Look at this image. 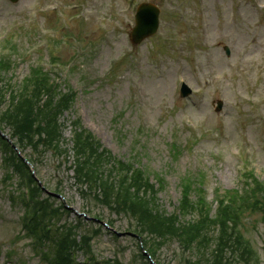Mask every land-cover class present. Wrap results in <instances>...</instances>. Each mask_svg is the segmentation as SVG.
<instances>
[{"label":"rangeland","instance_id":"rangeland-1","mask_svg":"<svg viewBox=\"0 0 264 264\" xmlns=\"http://www.w3.org/2000/svg\"><path fill=\"white\" fill-rule=\"evenodd\" d=\"M34 1L21 0L16 7H12L0 0V33L10 23H25L26 19H29L28 9L32 7L29 5ZM94 1L95 4L99 3L98 0ZM101 1L104 2L106 9L111 2V0ZM112 1L124 7V0ZM188 1L183 0V4H181L178 0L174 13L165 9L166 12L172 13V19L178 20V27L174 24L167 27L164 22L158 37L151 43L142 46L141 54L135 59L138 62H145L148 56V60L151 62L150 55L144 53L145 47L151 49L152 59L154 62L158 61V73L146 65L147 70H145L146 73L143 72L142 77L140 72L129 69L132 68L131 64L119 58L124 56L121 53L126 52L123 33L127 30H125V23L121 21H117L119 29L110 35L114 45L112 50H102L101 55L93 57L92 62L90 61L92 55L87 57L85 49L92 39L98 38L101 33L98 32L94 36L95 28L80 22L75 25L84 29L73 28L71 33L77 39H81V52H85L84 55L78 56L71 51L61 55L62 61H68L70 57L74 59L77 56L75 59L78 60V65L74 68L80 79L79 82L90 87L79 99L81 109L85 112V118L96 124L107 137V139L101 140L102 143L104 142L106 148L109 147L112 153L120 158L128 156L131 136L139 124L137 102L141 104L144 102L140 100L141 97L133 89L131 81L142 77L141 82L147 95L146 105H142L144 120L147 125L152 126L155 123L160 129L158 132H149L144 145L147 154H145L142 163L149 171L154 168L165 169L168 165H170L171 171V176L167 177L170 182V193L164 191L159 195V208L164 216H172L177 211L176 207L180 199L178 177L182 173L198 171L204 174L205 197L213 208L215 206L213 202L215 187H219L221 190L225 189L224 191L236 187L237 179H235L233 169L236 158L234 144L240 143L242 140L245 148L249 150L250 165L259 171L260 176L258 174L257 176L264 181V33L261 29H255L257 25L251 10H246L244 13L245 15L249 14L253 19L245 15L229 14V0H190L191 3ZM26 7L27 13L25 14ZM201 17L205 18L207 26L205 30L198 31L197 25H200ZM49 18L50 16L47 17V19ZM190 20V27H186L185 21ZM37 24L44 25V21L39 18ZM47 27L50 28L52 25H47ZM106 29L110 32V26L107 25ZM19 30V55L24 61L21 58L18 59L17 68L12 72L14 83H18L17 81L28 73V66L38 56L37 50H41V57L47 56L45 52H42V39L39 40L37 35H34L31 40L26 27ZM254 32L257 33L253 34ZM54 33L57 37L59 36L57 31ZM220 44L228 47L229 56L224 54L223 47H212V45ZM180 45L183 49L195 48L201 52L197 59L199 68H193L190 72L182 70L185 82L195 85V78H192V75L197 73L200 81H214L212 77H218L219 82L216 85L218 84L219 88L215 89L214 83H212L208 90H203L200 98L195 101V104H198L197 108L185 107L174 116L173 123L178 127L183 126L182 117L189 115L185 120L187 123L193 121L201 128V139L197 141L196 146L194 143L187 145L177 161L170 164L168 157L171 153H169V146L164 141L163 135L169 134L171 121L163 109L173 101V84L177 72L181 69L175 61V50L179 49ZM127 48L130 49V46ZM94 51L95 49L92 48L91 53ZM208 57L216 60L211 61ZM120 61H123L126 66H117ZM127 61L130 60L127 59ZM111 64L115 65V70L109 72ZM232 74L231 78L227 77ZM120 75L125 79L122 80ZM96 76L106 79L100 81L96 79ZM63 78L64 75H61V79ZM63 82L65 83V81ZM143 91L141 89L140 93ZM137 99L138 101H136ZM217 100L223 103L220 113H216L214 110ZM0 103L3 102L0 101ZM150 106L156 108L153 119L149 118ZM76 107L78 108L77 103L74 104L72 115L65 114L58 118L62 125L63 137L66 139L71 137L72 125L70 123L82 115L81 109L77 111ZM0 109L6 110V105L1 106ZM119 111L121 112L118 113ZM0 114V122L5 124L7 133L9 131L12 135V130L24 129L26 113H19L20 118L17 117V114L10 115L8 121L3 118V112ZM81 122L83 124L82 119ZM118 131H121L122 134L120 140L116 139L117 135L115 136ZM124 134H127V137ZM185 136L186 134H183L179 137L180 143L186 141ZM24 155L31 156V151L24 150ZM50 156H52L50 153L43 155L40 163H37L38 166L35 165L37 177L50 190L60 186L58 190L63 195L64 203L71 210L68 220L73 221L76 212L84 211L92 217H97L103 223L108 222L113 225L114 231L119 232V236L115 237L102 229L101 234L94 237L92 247L96 257L99 260H105V262L117 260L120 264H133V262L134 264H148L138 256L139 242L128 231L130 221L126 216H115L114 213H110L113 212L112 210L98 205L90 206L92 203L88 200L85 201L73 185L72 174L68 168L54 163ZM247 210L244 235L250 241L258 258L264 262V251L262 250L264 227L260 222L263 217L260 212L264 213V211L257 208H248ZM21 211L20 207H11L5 191L1 190L0 264H15V258L10 263L5 260V253L8 251L7 245L10 243L4 238H12V234L22 231L20 229ZM255 211L260 212L254 214ZM84 223V226L91 230L98 226L89 224V222ZM161 228L164 229V225H161ZM176 229L183 230L182 227L177 228V226ZM208 230L219 233L217 230L220 229L218 225L211 224ZM174 232V230L167 231L166 235H173ZM27 243L26 241L19 242L16 251L22 260L32 262L31 251ZM182 249L183 246L176 241L168 242L161 247L156 259L160 264H186L188 256Z\"/></svg>","mask_w":264,"mask_h":264},{"label":"bare ground","instance_id":"bare-ground-1","mask_svg":"<svg viewBox=\"0 0 264 264\" xmlns=\"http://www.w3.org/2000/svg\"><path fill=\"white\" fill-rule=\"evenodd\" d=\"M4 239H6L10 244H12L15 247L18 245L19 242H25V240L23 239V235L17 240H13L12 238H9V239L4 238ZM30 255L32 257V262L30 261L31 264H44V263L40 262L31 252H30Z\"/></svg>","mask_w":264,"mask_h":264},{"label":"trees","instance_id":"trees-1","mask_svg":"<svg viewBox=\"0 0 264 264\" xmlns=\"http://www.w3.org/2000/svg\"><path fill=\"white\" fill-rule=\"evenodd\" d=\"M28 102H26V104H27ZM143 225V227H145L146 225H148V223H146V222H144V224H142Z\"/></svg>","mask_w":264,"mask_h":264}]
</instances>
